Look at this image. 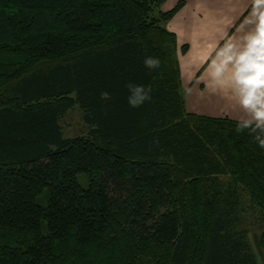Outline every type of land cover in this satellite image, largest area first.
I'll return each mask as SVG.
<instances>
[{
	"label": "trees",
	"instance_id": "obj_1",
	"mask_svg": "<svg viewBox=\"0 0 264 264\" xmlns=\"http://www.w3.org/2000/svg\"><path fill=\"white\" fill-rule=\"evenodd\" d=\"M164 2L0 0V264L264 257V150L187 111L188 46L166 27L183 1ZM127 80L152 100L129 106ZM74 107L85 130L67 136Z\"/></svg>",
	"mask_w": 264,
	"mask_h": 264
},
{
	"label": "clouds",
	"instance_id": "obj_2",
	"mask_svg": "<svg viewBox=\"0 0 264 264\" xmlns=\"http://www.w3.org/2000/svg\"><path fill=\"white\" fill-rule=\"evenodd\" d=\"M148 69H159L161 58L146 54ZM203 82L213 93L228 96L240 115L235 132H247L255 145L264 150V0H251L250 15L240 35H225L204 58ZM127 104L133 108L152 100L150 83L127 80L124 83ZM102 98L108 99L105 91Z\"/></svg>",
	"mask_w": 264,
	"mask_h": 264
},
{
	"label": "crops",
	"instance_id": "obj_3",
	"mask_svg": "<svg viewBox=\"0 0 264 264\" xmlns=\"http://www.w3.org/2000/svg\"><path fill=\"white\" fill-rule=\"evenodd\" d=\"M179 1H183V6L166 27L175 33L179 47L188 46L178 56L186 109L199 115L237 120L239 110L226 94L213 93L206 87L203 69L197 71V66L223 36L242 34L251 0H165L162 9L169 10Z\"/></svg>",
	"mask_w": 264,
	"mask_h": 264
},
{
	"label": "rangeland",
	"instance_id": "obj_4",
	"mask_svg": "<svg viewBox=\"0 0 264 264\" xmlns=\"http://www.w3.org/2000/svg\"><path fill=\"white\" fill-rule=\"evenodd\" d=\"M61 123L64 127V133L67 136H75L85 130V126L82 121L81 111L78 107H74L72 110L68 111L64 118L61 120ZM78 180L83 186L86 185L84 175H78ZM259 264H264V257L262 259H259Z\"/></svg>",
	"mask_w": 264,
	"mask_h": 264
}]
</instances>
